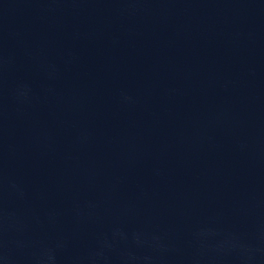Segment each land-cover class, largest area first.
Returning a JSON list of instances; mask_svg holds the SVG:
<instances>
[{
  "label": "water",
  "instance_id": "obj_1",
  "mask_svg": "<svg viewBox=\"0 0 264 264\" xmlns=\"http://www.w3.org/2000/svg\"><path fill=\"white\" fill-rule=\"evenodd\" d=\"M0 264H19L0 250Z\"/></svg>",
  "mask_w": 264,
  "mask_h": 264
}]
</instances>
